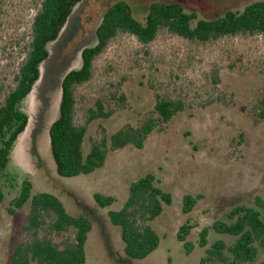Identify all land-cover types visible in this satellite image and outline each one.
<instances>
[{
	"label": "rangeland",
	"instance_id": "374dc122",
	"mask_svg": "<svg viewBox=\"0 0 264 264\" xmlns=\"http://www.w3.org/2000/svg\"><path fill=\"white\" fill-rule=\"evenodd\" d=\"M118 0H85L74 13L63 35L49 45L40 78L21 103L28 116L1 178L0 264H12L15 245L27 239L25 225L29 203L9 213L11 200L23 181L31 192L56 195L71 215L84 214L91 221L85 243V264H199L205 247H199L203 227L223 219L238 204L252 205L264 196V118L257 115L264 100V38L259 34L225 35L200 42L187 40L164 28L147 44L119 32L92 62L90 78L74 88V121L84 125L83 152L93 141L108 137L126 124L138 125L153 110L156 96L180 102L182 111L154 129L141 148L128 145L107 151L102 167L70 178L59 177L49 150L48 129L57 115L60 79L80 64V48L94 43V29L106 7ZM141 20L153 1L178 2L198 18L210 19L226 10H241L253 0H124ZM264 1V0H262ZM40 0H0V104L14 86V75L23 59L30 26ZM100 111L108 112L105 117ZM153 173L171 204L151 226L160 242L142 259L124 255L118 228L107 217L127 197L129 183ZM114 197L99 207L93 194ZM185 194L197 196L190 211L182 209ZM189 226V253L177 232ZM48 235L63 245L71 232ZM228 235L209 231L208 247ZM264 262V250L244 264Z\"/></svg>",
	"mask_w": 264,
	"mask_h": 264
},
{
	"label": "trees",
	"instance_id": "16d2710c",
	"mask_svg": "<svg viewBox=\"0 0 264 264\" xmlns=\"http://www.w3.org/2000/svg\"><path fill=\"white\" fill-rule=\"evenodd\" d=\"M81 1L40 0L33 15L24 56L14 75V86L0 104V203L4 197L1 178L14 142L28 121L21 103L40 76V66L49 57V45L57 39L68 16ZM161 28L184 39L200 42L237 34H259L264 38V1L253 0L241 10H226L210 19L198 18L194 11L186 10L178 2L153 1L141 20L134 16L127 1L118 0L106 7L94 29V43L82 48L79 66L67 71L60 81L57 115L48 129L49 150L59 177L84 175L102 167L108 149L116 150L128 145L141 148L154 129H161L182 111L180 102L156 96L152 113L140 124H126L108 137V144L106 138H102L93 141L88 151L83 152L86 128L74 121V88L90 78L93 59L117 33L130 34L147 44ZM260 103L257 115L264 118V100ZM96 106L100 111L99 105ZM100 113L92 115V118L108 115V112ZM93 198L99 207L109 206L115 200L101 193H94ZM171 201V194L161 189L153 173L148 172L129 183L121 208L107 211L109 222L118 228L126 257L142 259L157 248L160 238L151 222L160 215L163 205H170ZM196 201L197 196L185 194L182 198L183 211H190ZM26 202L29 203V215L24 228L28 237L18 242L11 251V263L85 264V243L91 229L89 217L71 215L53 193H32L29 181L21 183L18 195L10 202L9 213ZM44 226L56 235L71 232V238L60 246L52 237L39 235ZM210 230L228 235L233 241L227 243L216 239L206 247ZM188 233L187 224H182L177 232V240L182 242L186 253L192 249L186 240ZM198 245L205 247L199 264H244L253 261L258 251L264 250V196L256 195L252 205H235L223 219L203 227L198 234Z\"/></svg>",
	"mask_w": 264,
	"mask_h": 264
},
{
	"label": "water",
	"instance_id": "95a60500",
	"mask_svg": "<svg viewBox=\"0 0 264 264\" xmlns=\"http://www.w3.org/2000/svg\"><path fill=\"white\" fill-rule=\"evenodd\" d=\"M85 0H82L74 9H73V11H72V13L68 16V18H67V20H66V22H65V24H64V26L62 27V29H61V31H60V33H59V35H58V37H57V39L56 40H58L62 35H63V33L65 32V29H66V27H67V25L69 24V22L71 21V19H72V17L74 16V13L77 11V8L84 2ZM55 40V41H56ZM85 46H87V45H83L81 48H80V51L82 50V48H84ZM48 59V58H47ZM46 59V60H47ZM45 60V61H46ZM70 69H68L67 71H69ZM67 71H65L63 74H62V76H61V79L63 78V76L65 75V73L67 72ZM40 73H41V66H40ZM39 78H40V76H39ZM38 78V79H39ZM61 79H60V81H61ZM35 85V84H34ZM59 85H60V83H59ZM33 88V87H32ZM32 90V89H31ZM31 92V91H30Z\"/></svg>",
	"mask_w": 264,
	"mask_h": 264
},
{
	"label": "flooded vegetation",
	"instance_id": "af4514ba",
	"mask_svg": "<svg viewBox=\"0 0 264 264\" xmlns=\"http://www.w3.org/2000/svg\"><path fill=\"white\" fill-rule=\"evenodd\" d=\"M94 33V32H93Z\"/></svg>",
	"mask_w": 264,
	"mask_h": 264
}]
</instances>
